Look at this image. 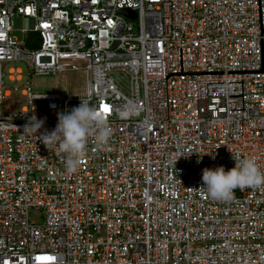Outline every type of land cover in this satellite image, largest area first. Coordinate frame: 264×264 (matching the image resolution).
<instances>
[{
	"label": "built area",
	"instance_id": "2783aa9c",
	"mask_svg": "<svg viewBox=\"0 0 264 264\" xmlns=\"http://www.w3.org/2000/svg\"><path fill=\"white\" fill-rule=\"evenodd\" d=\"M0 264H264V0H0Z\"/></svg>",
	"mask_w": 264,
	"mask_h": 264
},
{
	"label": "rangeland",
	"instance_id": "374dc122",
	"mask_svg": "<svg viewBox=\"0 0 264 264\" xmlns=\"http://www.w3.org/2000/svg\"><path fill=\"white\" fill-rule=\"evenodd\" d=\"M28 22L19 17L13 18V36L21 39L20 30H26ZM9 68L19 69L21 71V79L18 82L10 83L5 78V84L10 90L8 97L2 101L1 107L4 112L17 114L24 109H29L27 98L22 94V90L29 87L33 93H46L58 91L64 95H84L86 92V83L88 80L87 73L83 71H68L55 76H27V69L22 63L9 64ZM15 89V90H14ZM37 109L32 112L38 119L47 115V111L40 108V103L35 104ZM44 216L41 211L34 210L28 215V221L33 224H42Z\"/></svg>",
	"mask_w": 264,
	"mask_h": 264
},
{
	"label": "water",
	"instance_id": "95a60500",
	"mask_svg": "<svg viewBox=\"0 0 264 264\" xmlns=\"http://www.w3.org/2000/svg\"><path fill=\"white\" fill-rule=\"evenodd\" d=\"M119 13L130 20L134 19V14L128 10H123V11H120Z\"/></svg>",
	"mask_w": 264,
	"mask_h": 264
}]
</instances>
